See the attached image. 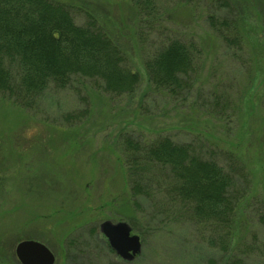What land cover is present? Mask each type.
Instances as JSON below:
<instances>
[{
    "label": "rangeland",
    "instance_id": "rangeland-1",
    "mask_svg": "<svg viewBox=\"0 0 264 264\" xmlns=\"http://www.w3.org/2000/svg\"><path fill=\"white\" fill-rule=\"evenodd\" d=\"M54 1L67 5L77 24L96 19L140 82L134 92L115 95L99 78L72 75L65 88L50 86L30 107L0 93V264H21L15 246L25 239L44 243L54 264H227L234 257L259 264L264 0H237L232 10L213 8L209 0H160L154 17L141 15L132 0ZM212 11L236 20L241 43L228 46L215 37L206 20ZM170 38L197 46L194 69L178 93L152 86L143 65ZM163 136L190 143L235 175L232 194L241 205L228 248L222 230L190 221L171 201L163 170L146 168L154 177L151 193L132 195L131 149ZM105 220L125 221L139 236L133 259L111 248L100 231Z\"/></svg>",
    "mask_w": 264,
    "mask_h": 264
},
{
    "label": "trees",
    "instance_id": "trees-1",
    "mask_svg": "<svg viewBox=\"0 0 264 264\" xmlns=\"http://www.w3.org/2000/svg\"><path fill=\"white\" fill-rule=\"evenodd\" d=\"M132 1L143 16L154 17L158 12L160 0ZM209 4L226 10L238 5L237 0H209ZM206 20L215 37L228 46L241 43L236 20L216 11L207 13ZM196 58L195 42L170 38L150 53L143 65L152 86L178 93L184 89L183 77L194 69ZM125 60L119 43L96 19L89 17L84 24H77L62 2L0 0V93H8L21 106L33 105L50 86L65 88L72 75L99 78L111 94L132 93L140 75ZM126 143L132 144L131 140ZM131 150L128 173L133 196L151 193L154 177L146 168L163 170L170 199L180 205L185 217L215 225L222 230L223 248L230 246L227 243L234 238L231 227L241 205L239 197L232 194L236 185L232 171L215 158L202 157L190 143L166 136L135 143ZM233 155L226 152L237 165ZM258 219L264 225V212ZM227 264L245 263L234 257ZM259 264H264V259Z\"/></svg>",
    "mask_w": 264,
    "mask_h": 264
},
{
    "label": "water",
    "instance_id": "water-1",
    "mask_svg": "<svg viewBox=\"0 0 264 264\" xmlns=\"http://www.w3.org/2000/svg\"><path fill=\"white\" fill-rule=\"evenodd\" d=\"M100 231L122 258L131 260L140 251V238L137 234H131V226L127 222L105 220L100 224ZM15 254L21 264H54L55 261L53 252L44 243L34 239L19 241L15 246Z\"/></svg>",
    "mask_w": 264,
    "mask_h": 264
}]
</instances>
